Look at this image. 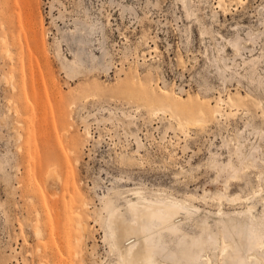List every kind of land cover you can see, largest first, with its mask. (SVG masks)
<instances>
[{"label": "rangeland", "instance_id": "374dc122", "mask_svg": "<svg viewBox=\"0 0 264 264\" xmlns=\"http://www.w3.org/2000/svg\"><path fill=\"white\" fill-rule=\"evenodd\" d=\"M2 6L0 264H122L104 220L134 191L198 208L221 247L217 218H264V0ZM164 103L186 110L180 127Z\"/></svg>", "mask_w": 264, "mask_h": 264}, {"label": "bare ground", "instance_id": "6f19581e", "mask_svg": "<svg viewBox=\"0 0 264 264\" xmlns=\"http://www.w3.org/2000/svg\"><path fill=\"white\" fill-rule=\"evenodd\" d=\"M219 7L221 6L219 5ZM0 15H2L1 19L4 18L3 6L0 8ZM1 26L2 30H5V27ZM235 48L238 51V45ZM252 61L253 59H250L249 63ZM229 66H224L225 71L230 70ZM242 73L241 76H243ZM164 104L167 108L155 109V114L163 115L170 125L176 124L180 127L181 123L174 117V113L186 114V110L174 104ZM230 106L239 107V105L233 104ZM193 114L205 116L201 109H195ZM214 116L220 117L223 114L216 112ZM127 118L129 119V117ZM133 123L129 119V125H133ZM183 125L184 131L182 132L188 134V131L193 128L200 132L206 128L207 122L200 119L195 123L185 121ZM253 146L255 145H252L250 150L255 149ZM242 149L240 152L244 156L243 158L249 160L250 153L244 152ZM129 160L132 162V158ZM253 211V207H249L243 214L236 213L226 217L222 215L217 218L216 228H221L223 240H229L232 243L224 242L222 247L219 235L212 229L210 221L207 218L199 220L202 217L196 219L200 213L198 208L189 207L185 201L169 195H148L142 191H134L132 198L124 205L119 204L110 211L104 220V226L122 264H193L202 261L203 256L206 257L208 264H212L210 254L219 248L225 258V264H264L256 254L264 249V218H257ZM191 221L200 230L195 235L185 229L186 224ZM79 228L87 236L86 225L79 223ZM168 238H175L174 247L170 244L173 239L168 241Z\"/></svg>", "mask_w": 264, "mask_h": 264}]
</instances>
